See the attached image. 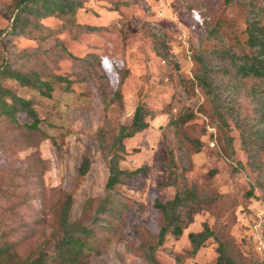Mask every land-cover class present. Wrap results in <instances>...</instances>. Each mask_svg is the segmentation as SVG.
Listing matches in <instances>:
<instances>
[{
  "label": "rangeland",
  "instance_id": "374dc122",
  "mask_svg": "<svg viewBox=\"0 0 264 264\" xmlns=\"http://www.w3.org/2000/svg\"><path fill=\"white\" fill-rule=\"evenodd\" d=\"M227 1L82 0L73 16L42 19L34 37H3L0 64L7 59L24 74L61 75L73 83L70 89L57 83L44 97L11 78L1 79L4 87L32 101L41 122L38 129L29 128L32 119L24 112L17 114V124L0 119V246L10 248L0 264L32 260L54 247L67 194L73 197L70 222L93 229L78 264H149L140 245L157 244L164 223L155 200L167 202L175 194L174 188L159 186L169 178L162 161L168 148L187 186L206 202L179 240L167 235L155 252L158 264H179L176 256L181 264H215L216 238L196 256L187 253L188 233L200 232L204 222L229 245L236 263H264V250L258 249L264 244V87L253 94L252 83L240 82L235 65L221 53L251 52L248 21L253 17L264 26V0ZM116 3L121 4L113 10ZM9 9L11 0H0V31L9 26L3 15ZM217 23L218 32L209 37ZM200 54L218 71L226 129L215 103L197 84ZM104 99H114L107 110ZM139 103L150 113V126L124 141L128 154L120 167L145 170L124 178L107 205L112 211L99 214L109 170L98 130L105 128L110 143L117 127L131 123ZM187 113L194 115L180 122ZM226 133L233 137L234 152ZM245 137L257 142L262 169L248 165ZM192 140L203 143L201 151ZM83 158L91 166L80 176ZM251 187L255 197L248 198Z\"/></svg>",
  "mask_w": 264,
  "mask_h": 264
},
{
  "label": "trees",
  "instance_id": "16d2710c",
  "mask_svg": "<svg viewBox=\"0 0 264 264\" xmlns=\"http://www.w3.org/2000/svg\"><path fill=\"white\" fill-rule=\"evenodd\" d=\"M229 3V0L227 1ZM121 3H116L113 10H118ZM83 7L82 0H11V9L3 12L5 18L9 21V26L0 31V43L3 42L4 36H28L34 37L33 32L37 29H42L41 20L47 17H68L76 14L78 9ZM97 27H89V30H97ZM219 23L215 27L209 29V37L217 33ZM248 40L247 43L251 48L250 53L238 55L232 51L221 52L228 57L235 65V77L240 82L252 83L250 89L253 94L260 92L258 89L264 87V26L261 25L256 18H251L248 21ZM36 37V36H35ZM163 43V42H162ZM159 56H162L157 49ZM72 59H77L71 53L67 52ZM200 63V72L196 75L198 86L208 96L210 100L215 103L216 113L222 120V129H226L227 123L224 119V110H222V103L218 86L215 82V75L218 71L209 67L203 60L202 54L196 57ZM11 78L20 85L27 87L33 91L38 92L44 97H50L54 91V85L57 83L65 84L67 89L71 88L72 79L61 75H52L50 77L42 76L39 72L31 71L24 74L10 67L7 59L0 64V119L7 120L10 123H18L17 114L20 112L26 113L31 119L32 123L29 125L31 129H38L41 119L38 113L33 108L32 101L22 96L17 95L11 88L4 87L1 84V79ZM123 79L120 80L122 85ZM114 97L120 98V90L113 93ZM105 109L114 103V99L107 102L103 100ZM150 115L149 111L142 103H139L134 111L132 121L128 125H120L117 127L115 135L110 143L106 141V131L104 127L98 130V144L103 160L108 166L109 175L106 182L107 195L101 201L98 213H105L112 211V207L107 206L113 199V191L116 186L124 183V178L133 177L145 169L140 168L134 171L124 170L120 167V162L125 159L128 154L124 141L135 137L138 133L149 128L150 123L147 117ZM194 113H187L180 116V122H186L193 117ZM244 136V134H242ZM246 138V137H245ZM242 139L243 147L248 155V165L257 171L263 168V163L258 159V151L255 150L257 146L256 141H250L247 138ZM196 152L201 151L203 143L201 141H193ZM226 145L233 150V137L226 133ZM261 150H264V143ZM168 158L162 161L167 165L169 170V178L166 183L160 184V188L175 189L173 198L167 202L160 199L155 200L154 207L159 210L163 216V226L160 229L158 236V243L155 245H146L142 243L141 250L143 256L149 264H158L155 257V252L161 246L167 235L171 234L176 240H179L184 230L194 222L195 215L203 208L201 204L206 202L201 199L195 189L189 188L186 184V179L183 173H178L177 163L175 161L174 152L168 148ZM91 161L88 158H83L79 168L78 174L85 176L89 171ZM248 198L255 197L254 187L246 193ZM205 197V196H204ZM73 203L72 194H67L63 200L58 214V231L59 239L56 240L54 247L47 251L42 250L32 260H27L19 264H78L79 260L88 246V237L93 233V229L88 225H83L81 222L71 223L69 219L71 207ZM113 203V201H112ZM212 202H210L211 204ZM188 240L191 249L188 254L191 257L204 247L207 242L213 238L217 239L218 257L215 264H238L235 262L230 254L229 245L216 236L214 229H211L208 223H203V229L200 232H189ZM9 245L3 244L0 246V258L4 254L9 253ZM179 264H181L180 257L176 256ZM257 264H264L258 262Z\"/></svg>",
  "mask_w": 264,
  "mask_h": 264
},
{
  "label": "built area",
  "instance_id": "2783aa9c",
  "mask_svg": "<svg viewBox=\"0 0 264 264\" xmlns=\"http://www.w3.org/2000/svg\"><path fill=\"white\" fill-rule=\"evenodd\" d=\"M258 249L261 251V250H264V244L263 243H260Z\"/></svg>",
  "mask_w": 264,
  "mask_h": 264
}]
</instances>
